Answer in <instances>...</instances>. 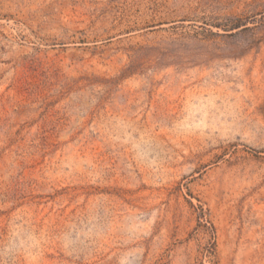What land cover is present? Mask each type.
<instances>
[{
  "label": "rangeland",
  "instance_id": "374dc122",
  "mask_svg": "<svg viewBox=\"0 0 264 264\" xmlns=\"http://www.w3.org/2000/svg\"><path fill=\"white\" fill-rule=\"evenodd\" d=\"M0 264H264V0H0Z\"/></svg>",
  "mask_w": 264,
  "mask_h": 264
},
{
  "label": "trees",
  "instance_id": "16d2710c",
  "mask_svg": "<svg viewBox=\"0 0 264 264\" xmlns=\"http://www.w3.org/2000/svg\"><path fill=\"white\" fill-rule=\"evenodd\" d=\"M235 26V25H234ZM234 26H232V27H234Z\"/></svg>",
  "mask_w": 264,
  "mask_h": 264
}]
</instances>
